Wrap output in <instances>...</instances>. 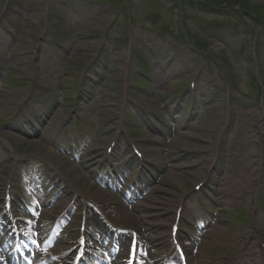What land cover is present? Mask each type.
Returning <instances> with one entry per match:
<instances>
[{
  "label": "rangeland",
  "instance_id": "obj_1",
  "mask_svg": "<svg viewBox=\"0 0 264 264\" xmlns=\"http://www.w3.org/2000/svg\"><path fill=\"white\" fill-rule=\"evenodd\" d=\"M263 83L264 0H0V205L10 180L43 211L66 200L39 188L52 171L76 174L58 132L97 159L115 143L130 180L132 144L151 187L133 201L141 212L106 213L144 235L134 216L147 214L164 236L180 196L197 191V237L184 244L205 246L193 263L264 264ZM79 170L84 195L106 190Z\"/></svg>",
  "mask_w": 264,
  "mask_h": 264
},
{
  "label": "bare ground",
  "instance_id": "obj_2",
  "mask_svg": "<svg viewBox=\"0 0 264 264\" xmlns=\"http://www.w3.org/2000/svg\"><path fill=\"white\" fill-rule=\"evenodd\" d=\"M45 132H46L45 136H47L48 131L45 130ZM41 136L44 138L43 134ZM50 152L55 157L57 156L55 152H53L52 150ZM15 159H17V157ZM75 170H76L75 176L69 177V178H66L65 175L58 176L56 174L57 171L51 172V174L54 176L53 178H55L54 180L58 181L57 186L59 187L61 186L59 197H65L66 200H63L62 202L57 204L56 208L48 209L47 211H43V210L39 212L38 210L35 211L34 216H33L34 218H32V221L29 222V226L26 227L24 231H26V233L29 236H31V239L35 242V244H37V246L39 245L41 247H44L46 246V244L53 245V247L49 251V256L51 259H53L54 264H68L70 260H72V262L74 261V259L77 257L80 247H83L82 243L79 240L80 237L86 238L85 240L86 246L83 248L84 251H90L91 249H94V250L98 249V246H96V244H94L91 239H94L95 241H98L99 243L108 242L107 246H104L106 247V250L108 251V253H110V251H113V249L115 252H120V254H122V257L120 260H122V258L125 256V251H126V248H125L126 241L124 239L127 237L129 233H131L130 235L132 238V232L135 231V229L134 227L132 228L133 225L129 223L130 219H127L128 223L125 220H124L125 223H122L121 220H118V217L116 219H113L111 214L113 213L112 209L114 208H111V207H115L119 205L118 207H120L121 209L123 208L124 210L126 209L125 206L128 204L130 207L133 206L131 209L139 210L141 212V209H139L137 205H135L136 203H133V201L136 199L137 196H135V194H130L131 191L130 193H128L127 191H123L122 193H119V195L123 197L124 199L123 198L120 199L118 194L111 193L106 190H97L95 194L93 195L89 194V196H86L84 195V189H81L76 183L79 177H84L83 173L77 167H75ZM87 173L90 175L89 171H87ZM96 177L99 180L101 178L100 175ZM108 178L111 179V177H108ZM89 183H91L92 185V182H89ZM206 185L207 183L204 184V186ZM150 187H151L150 185H147L146 191ZM154 189H156V187ZM98 192H99V195L97 194ZM223 193L224 191L222 189L214 188V194H218L220 199L222 198ZM102 194L104 196V199L102 198ZM185 196L187 197V194L185 193L182 196H180L178 208L183 206L184 201H186ZM99 197L102 199L101 200L98 199ZM215 200L220 202L219 199L217 198ZM158 202H162V201H158ZM88 205L90 206V210L88 208ZM39 206L40 204L37 206V208ZM79 206H82L83 209L81 210ZM75 207H79L80 212L79 210L74 211L76 210ZM151 207L152 206H150V208ZM97 209H100L99 210L101 213L100 216L101 218L104 217L105 218L104 220L99 219V218L97 219L93 218L92 211L97 210ZM156 209H160V208L156 206ZM66 210L67 212L70 211V213L74 211V216L79 214L78 216L80 217V219H75V223H76L75 225L73 224V222L67 223V220L64 219L63 216H61L62 213L65 212ZM107 211L109 212L111 211V214L106 213ZM80 213H82V216ZM153 215L156 216L154 213ZM134 217L136 218L134 219V221H136L137 223L136 227L138 228L137 230L139 232L143 233L145 230L152 231L150 234L146 233L145 235L139 233L140 234L139 236L140 237V247L138 248V253L140 254V256L145 255V254L151 255L153 254L152 250L157 248L159 245H162V246L166 245L165 240H168L170 238V230L168 232L167 238L165 237V235L163 236L162 235L163 233L161 232L157 235H154L152 234L154 231L153 227L154 229H157L159 227H162V224H160L157 220L147 219V218H151V216L147 214L142 216L141 218L137 216H134ZM57 218H61V219H57ZM39 221H41L42 223ZM51 221H52V225H50L47 228L46 227L47 225H45L44 223H47V222L50 223ZM56 221L58 222L61 221L63 225L65 224L64 226L65 232L64 233L63 231L60 232L59 239H57V237L53 235L54 237L48 242V240L50 239V238L48 239V237L49 235H51V230L53 229V226L55 225ZM4 222H6V218L2 216V218H0V231L2 232H3V229L1 228L5 227ZM63 225H60V223H58V226L57 225L55 226V230H57V228L63 227ZM119 229H121V231H118ZM131 238H130V241H131ZM1 239L2 238H0V248L2 247ZM192 239H195V236H193ZM30 246L28 247L30 248ZM204 246H205L204 243L200 245L199 247H196L191 244L187 247V251L190 252V251L198 249L197 250L198 254H200V251L203 250ZM165 251H166L165 255H167V253L170 254L169 259H167V262L169 261L168 264H178V259H177L178 257L176 256L175 251L172 250L170 246H166V248L162 250V253L159 252L158 254L162 255L163 252ZM63 253H67V257L59 261L58 256ZM128 255H129V248L127 249L125 262L128 260ZM7 258L4 259L5 263H8V260L10 257H7ZM0 260L1 262H3V258ZM82 260H83V257H82ZM188 262L190 264H194L193 258L188 257ZM34 264H44V263L43 261H41V259H36L34 261Z\"/></svg>",
  "mask_w": 264,
  "mask_h": 264
}]
</instances>
